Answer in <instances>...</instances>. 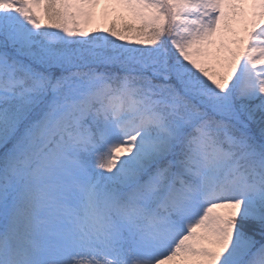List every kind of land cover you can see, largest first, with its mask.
Returning a JSON list of instances; mask_svg holds the SVG:
<instances>
[{"label": "snow or ice", "instance_id": "snow-or-ice-1", "mask_svg": "<svg viewBox=\"0 0 264 264\" xmlns=\"http://www.w3.org/2000/svg\"><path fill=\"white\" fill-rule=\"evenodd\" d=\"M0 264H264V0H0Z\"/></svg>", "mask_w": 264, "mask_h": 264}]
</instances>
